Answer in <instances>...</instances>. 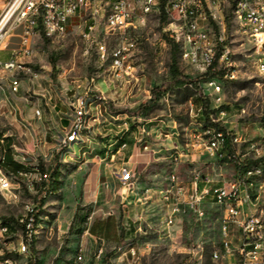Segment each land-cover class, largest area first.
Returning a JSON list of instances; mask_svg holds the SVG:
<instances>
[{
  "label": "rangeland",
  "instance_id": "obj_1",
  "mask_svg": "<svg viewBox=\"0 0 264 264\" xmlns=\"http://www.w3.org/2000/svg\"><path fill=\"white\" fill-rule=\"evenodd\" d=\"M8 1L0 0V14ZM230 20L228 18L225 41L229 52L218 70L233 72L235 78L215 79L219 92L205 85L203 80L199 81L197 90L191 85H184L163 94L154 106L145 110L139 107L149 100L151 90L170 80L169 46L156 21L150 22L132 37L135 49L130 63L135 67L134 75L138 81L134 90L136 103L131 106L128 103L112 106L100 90V83L115 86V91L120 90L116 81L111 80L110 58H105V61L99 56L97 45L104 44L102 40L83 41L80 30L75 27H69L66 35L57 40H49L42 35L29 39L30 56L23 58V63L35 76L20 75L21 84L16 95L10 94L6 86L0 85V138L12 139L15 159L26 158L27 166H22L27 169L28 177L36 176L35 168H41L42 160L41 151L32 147L28 130L20 125L24 115L22 101L18 99L23 97L27 98L28 107L37 108L43 117L47 114L44 103H48V99L58 102L61 95L65 99L79 91H87L86 99L91 102L101 93L107 103L105 117L112 115L115 118L110 119L109 125L103 128L111 129L109 138L112 141L107 146L110 145V149L118 146L121 143L118 141L123 140V132L127 129L124 138L129 147L125 150L134 149L136 154V145L142 149L140 141H145L148 145L145 154H151L153 150L155 154L138 177L132 171L134 176L128 179L122 202L116 196L108 203L109 197L103 193L101 186L94 198V188L87 191L91 162L83 165L84 168H78L83 160L69 159V146L58 153L54 152L46 167L48 172L58 168L56 188L41 192L42 186L36 195L24 193L21 197L22 203L31 200L36 205L32 255L17 254V241L13 240L9 245L0 244V264H186L189 258H194L198 246L203 249L202 264L237 263L241 234L236 226H230L227 237L230 252L225 253L221 233L223 209L209 200L206 199L199 206L201 214L187 211L178 217L170 228L169 236L164 232L165 211L161 202L137 200L148 188H162L172 173L184 184L189 183L194 173H197L204 181L202 186L214 187L241 176L242 171L238 170L237 163H242L246 168L262 163L259 160L264 158V77L256 71L259 55L255 53L253 43ZM18 32L15 31L6 40L0 58L7 57L11 50L21 48L16 36ZM114 45L115 41H109V50ZM177 65L180 72L188 76L189 72L181 63L179 55ZM198 92L209 101V109L224 111L219 123L229 133V137L238 140L237 143L228 144L227 157H210L193 147L205 125ZM96 103L99 122L90 125L89 131L98 140L101 136L95 128L103 125L101 120L104 116L98 113L103 101L96 100ZM27 123V127L39 136L40 125L36 128L30 122ZM142 128L147 135L142 133ZM155 133L160 134L157 141L153 138ZM166 134L168 138L164 136ZM85 138L86 132L82 133L77 143L87 145ZM11 145L8 146L10 151ZM90 145L83 150L90 153L91 157L94 153L92 147L89 149ZM34 146H41L40 137H34ZM229 151L233 154L230 155ZM98 154L103 156V153ZM63 155H66L65 158ZM128 156L124 155L125 162ZM132 161L136 162V156ZM11 179H24V176L11 175ZM250 197V211H244L239 220L252 215L262 224L259 264H264V190L258 188V181ZM95 198L96 202H90ZM21 202L12 204L7 195L0 192V219L12 221L20 215ZM128 243L136 251L134 263L123 254ZM99 251L100 256L97 257ZM215 251H219L220 255L212 261L211 255ZM5 259L10 263H4Z\"/></svg>",
  "mask_w": 264,
  "mask_h": 264
},
{
  "label": "built area",
  "instance_id": "obj_2",
  "mask_svg": "<svg viewBox=\"0 0 264 264\" xmlns=\"http://www.w3.org/2000/svg\"><path fill=\"white\" fill-rule=\"evenodd\" d=\"M230 1L235 0H9L0 14V51L5 48L6 40L17 30L19 32L16 36L20 40L21 48L11 50V56L8 59L0 58V70H5V77L0 79V85H6L10 94L17 93L16 80L11 77V64L20 62V67H25L23 57L30 56L28 49L30 38L42 35L46 39L57 40L66 35L69 27H75L80 30L83 41L102 40L104 42L102 58L115 60L118 88L134 91L138 77L133 76L135 67L130 63L135 49L132 37L152 21H156L161 26L162 34L178 46L179 57L189 72L188 76L198 77L208 71H219L229 52L225 41ZM240 13L239 31L253 43L255 53L259 55L256 71L264 77V0L256 1L255 12L246 11L245 4V7H240ZM109 41H115V45L110 50ZM28 75L34 76L32 70H28ZM222 77L233 79L235 75L233 72L226 71L223 72ZM204 84L215 92L220 91L215 79L207 80ZM76 87L80 88L79 85ZM87 95L88 92L85 91L67 98L70 111L67 116V128L56 139L54 147L46 152L41 151L42 166L40 169L38 166L35 168V177L24 174V179H11V172L5 171L2 167L6 152L3 139L0 138V192L7 195L9 202L17 204L21 202L24 193L33 196L38 193L43 183L48 180L46 164L54 152H60L61 149L71 145L72 139H77V131L86 132L87 146L89 140L95 139L90 134L89 124H81V116L84 112L82 100L87 98ZM106 108L107 103L104 99L103 106L98 107L99 116H104V123H106ZM33 115L37 119V112L34 109ZM221 116H224L223 110L208 114L207 122H211V130L197 136L193 145L201 153L217 159L227 157V145L238 141L237 138L229 137L225 129V131L221 130L219 123ZM27 124V121L20 120L21 127L28 130L32 147L40 151L41 146H34V137L39 136L33 129H29ZM127 131L126 129L123 132V140ZM141 131L144 135L148 134L143 128ZM164 136L169 137L168 134ZM214 140L225 143V153L216 154ZM140 142L143 145L142 150L148 151L146 142ZM127 147V142H123L121 151H115L110 160L113 161L117 154L122 153ZM13 161L27 166L26 159L13 158ZM128 176L129 174L125 171L118 175L122 185L127 183ZM257 181L258 188L264 190V179H249V175H241L233 181L207 187L201 185L204 181L197 173H194L187 184L182 183L178 176L172 173L168 175L162 188L146 189L139 201L161 202L165 211L164 232L169 236L170 228L174 226L178 217L183 216L187 211L201 214L199 206L206 199L209 200L223 209L221 226L223 251L230 252L227 241L228 230L231 225L236 226L242 237V243L238 249L241 264H259L263 236L262 224L252 215L239 220V216L244 211H250L252 205L250 192ZM35 215V203L27 200L21 202V214L14 217L12 221L4 222L0 219V244L9 245L13 240L17 241V254L31 257L36 226ZM126 248L123 254L130 258L131 263H134L137 259L135 248L130 243L126 244ZM219 253V251L213 252L211 260H217ZM99 256L100 251L97 257ZM4 263H10V261L5 259ZM202 263L203 249L198 246L194 258H189L186 264Z\"/></svg>",
  "mask_w": 264,
  "mask_h": 264
},
{
  "label": "crops",
  "instance_id": "obj_3",
  "mask_svg": "<svg viewBox=\"0 0 264 264\" xmlns=\"http://www.w3.org/2000/svg\"><path fill=\"white\" fill-rule=\"evenodd\" d=\"M10 56H11V52L9 53V55H7V57L1 59L5 60L10 58ZM112 80L115 82L113 78ZM20 84H19V89H20ZM99 87L100 90L106 95L108 102L112 106L118 107L120 105H124L127 103L128 105L131 106L136 103V92H134L133 90L131 91V89L125 88L122 90L115 91L116 90L115 86L102 85L101 83L99 84ZM64 95L66 97L67 93L65 92ZM62 96L63 95L59 97L58 102L54 100L52 101V99H48V103L47 102L44 103V106L47 110V114H44L42 117L40 113V116L37 117V119L33 115V109L28 107L29 103L27 102V98L23 97L18 99L22 101L21 108H22V113L24 115V120L30 122V125L32 124L36 128L38 127L37 126L38 124L40 125L41 130L38 129L39 130L38 132H39V137L42 141V145L40 147V151L42 152H46L47 150L54 147L56 139L59 136H61L67 128L68 125L67 116L70 113V111L67 106V98L63 99ZM99 96H101L104 101L105 97L101 93ZM99 96L95 98V101H91L90 103L88 99L85 98L86 99L85 113H86V118H88L89 120V125H94L95 124L94 122H97L98 124L99 122L98 114H97L98 105L96 103V100ZM36 109L37 108H34V110ZM110 119H115V118L112 115H107L105 117V122H107V125L106 123H104V118H103V120H101V123L103 125L95 128V130H97V132L100 134L101 138L98 140L96 139L89 140V143L91 144L89 149H91L92 147V152L94 153V155L90 157L89 156L90 153L83 150V148L87 147L85 143H73L69 146L70 151L67 154V156L69 159L83 160V162L80 164L78 168H84L83 165H86L88 162L89 163L91 162V166L88 169V181L86 185H87V191H91L92 187L94 188L92 190L93 198L96 197V193H97L96 191L98 187L101 186L103 193H105V195L109 197V200L107 201L108 203L116 196L120 198L119 202L121 203L122 200L125 198L124 192L126 191L128 180L125 185H122L118 175H120L122 171H125L129 174L128 176L129 179L130 177L134 176V173L132 171H135L136 177H138L139 174H141L144 171L145 167L149 164V162L152 159H154L155 151L153 150V152L151 153L152 155L145 154L146 151H143L139 146L136 145V154H134V149H127L123 153L117 154L115 159L111 161L110 159L113 153L115 151H121L123 143L114 147L113 149H110L109 147L110 145L107 146L108 143L112 141V139L109 138L110 137L109 132L111 131V129L104 130L103 128L109 125ZM159 135L160 134L155 133L153 138L157 141ZM9 142L10 144L12 143L11 145V149H12V147H14L13 145L14 142L12 141V139H10ZM98 152L100 154L103 153V156L99 155ZM126 154H128L129 156H128V160L125 162L124 155ZM11 156L13 159L14 158L13 153H11ZM63 156L65 158L66 155ZM120 156H122V158ZM135 156H136V162L132 161V159ZM139 198L140 196L137 197L138 201ZM90 202H96V198L91 200Z\"/></svg>",
  "mask_w": 264,
  "mask_h": 264
},
{
  "label": "trees",
  "instance_id": "obj_4",
  "mask_svg": "<svg viewBox=\"0 0 264 264\" xmlns=\"http://www.w3.org/2000/svg\"><path fill=\"white\" fill-rule=\"evenodd\" d=\"M165 42L168 44L169 46V54H170V64H169V74H170V80L166 83H163L160 86L154 87L151 90V95L148 101H146L143 105H141L139 107L140 110H145L148 109L152 106H154L159 98L174 89H178L183 87L184 85H191L194 89H198V83L200 80L203 81H207V80H211V79H221L223 76V71L219 70V71H208L206 74L202 75V76H198V77H188L183 75L177 65V57L179 55V48L178 46L171 40L169 39L166 35H163ZM51 62L53 63L54 61L51 60ZM53 75V73H52ZM198 97L201 101V106H202V113L204 116V123L207 124V116L210 112H215L214 110H210L209 109V101L207 100L206 97H204L202 94H200L198 92ZM222 131H225L224 129L221 128ZM9 138H4L3 139V143L5 148V158H4V164H3V168L5 171L7 172H11V175L13 176H19L18 173L19 172H23V173H27V169L25 167H23L22 165H19L17 163H15L12 159L11 153H12V149L11 151L9 150L8 146H10V142H9ZM121 143L123 142H128L126 139L119 141ZM119 143V145L121 144ZM229 149L228 145L226 147V150ZM230 155H231V151H229ZM233 154V153H232ZM259 161H261L262 163L258 164L260 165L261 169H262V177L264 179V158L260 159ZM237 168L239 171H244L245 167L242 163H237ZM257 165V164H255ZM43 170V169H42ZM58 178H59V171L58 168L55 167L52 170H49L48 172V183H43V190H41V192H47V191H53L56 188V185L58 183ZM50 193V192H49ZM36 218V215H35ZM6 221V220H5ZM4 221V222H5ZM92 230V232H94L93 229H90V231ZM10 254H7L6 256H9ZM236 264H241L240 258H238L237 263Z\"/></svg>",
  "mask_w": 264,
  "mask_h": 264
},
{
  "label": "bare ground",
  "instance_id": "obj_5",
  "mask_svg": "<svg viewBox=\"0 0 264 264\" xmlns=\"http://www.w3.org/2000/svg\"><path fill=\"white\" fill-rule=\"evenodd\" d=\"M256 1L257 0H235V1H230V4H228V18H231V20L236 23L238 30H239V21H241L240 7H245V4H246V11L255 12ZM97 50H98V53H99L101 60H105V58H102V54L104 53V44L99 43L97 45ZM29 52H30V50H29ZM26 57H29V56H26ZM26 57H23V58H26ZM23 66H25V67H20V62H13L11 64V77L14 80H16V92H17V93H11L13 95L18 94V92H19V84L21 82L20 81V75H22V74L28 75V70H31L24 63H23ZM27 67H28V69H27ZM109 69L111 71V77L116 81V67H115V60H113V58H110ZM134 72H135V69L133 68V76L136 77L134 75ZM34 76H35V73H34ZM4 77H5V70H0V79H4ZM97 100L103 101L101 96H99L97 98ZM85 106H86V99H83L82 100V109L84 110V112L81 116V124H89V120H88V118H86ZM35 111L37 112V117H39L40 111L38 109H36ZM89 127H90V125H89ZM208 130H211V122H207V124H205L203 126L202 133H208ZM82 133H84V131H77V139H72L71 144L77 143L78 141H80V139L82 138ZM214 149H215L216 154L225 153V143H222L221 140H214ZM263 163H264V161H263ZM24 174H26V173H23V172L18 173V175L20 177L24 176ZM241 175H249V179H263L262 169H261L260 165H258V164L246 168L244 171H242Z\"/></svg>",
  "mask_w": 264,
  "mask_h": 264
}]
</instances>
